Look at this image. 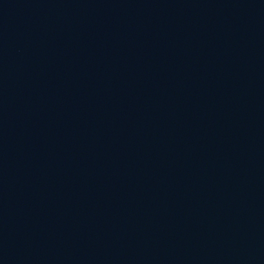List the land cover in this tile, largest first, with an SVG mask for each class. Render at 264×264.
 I'll return each mask as SVG.
<instances>
[{
	"label": "water",
	"instance_id": "water-1",
	"mask_svg": "<svg viewBox=\"0 0 264 264\" xmlns=\"http://www.w3.org/2000/svg\"><path fill=\"white\" fill-rule=\"evenodd\" d=\"M0 264H264V0H0Z\"/></svg>",
	"mask_w": 264,
	"mask_h": 264
}]
</instances>
